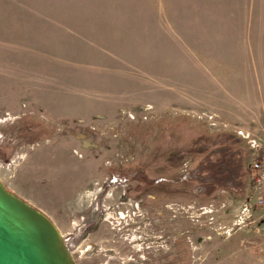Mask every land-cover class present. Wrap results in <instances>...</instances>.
Here are the masks:
<instances>
[{
	"label": "rangeland",
	"instance_id": "obj_1",
	"mask_svg": "<svg viewBox=\"0 0 264 264\" xmlns=\"http://www.w3.org/2000/svg\"><path fill=\"white\" fill-rule=\"evenodd\" d=\"M220 132L264 154V0H0V178L77 264H264L249 193L184 180ZM139 170L141 193L114 177ZM134 233L151 258L133 260Z\"/></svg>",
	"mask_w": 264,
	"mask_h": 264
},
{
	"label": "water",
	"instance_id": "obj_2",
	"mask_svg": "<svg viewBox=\"0 0 264 264\" xmlns=\"http://www.w3.org/2000/svg\"><path fill=\"white\" fill-rule=\"evenodd\" d=\"M0 264H77L61 230L1 178Z\"/></svg>",
	"mask_w": 264,
	"mask_h": 264
},
{
	"label": "trees",
	"instance_id": "obj_3",
	"mask_svg": "<svg viewBox=\"0 0 264 264\" xmlns=\"http://www.w3.org/2000/svg\"><path fill=\"white\" fill-rule=\"evenodd\" d=\"M203 158L197 166L184 175V180L195 183L194 193L206 198L213 197L218 192L242 193L245 196L251 188V179L248 169L250 153L243 140L237 135L220 132L205 138L202 151ZM127 180L139 182L138 191L142 186L154 184L143 170L133 175L127 171L114 175Z\"/></svg>",
	"mask_w": 264,
	"mask_h": 264
},
{
	"label": "built area",
	"instance_id": "obj_4",
	"mask_svg": "<svg viewBox=\"0 0 264 264\" xmlns=\"http://www.w3.org/2000/svg\"><path fill=\"white\" fill-rule=\"evenodd\" d=\"M247 139L248 145L252 150V159H250L248 164L251 188L247 198L242 203L241 214L243 216H250L256 210H264V154L256 152L260 146L255 139L251 140L249 137ZM225 207L226 204L223 203L221 209L224 210ZM213 212L212 209L205 211V213L210 214Z\"/></svg>",
	"mask_w": 264,
	"mask_h": 264
},
{
	"label": "flooded vegetation",
	"instance_id": "obj_5",
	"mask_svg": "<svg viewBox=\"0 0 264 264\" xmlns=\"http://www.w3.org/2000/svg\"><path fill=\"white\" fill-rule=\"evenodd\" d=\"M138 188L139 187L137 186L136 189H138ZM142 191H144L143 188H141L140 191L136 190V192H138V193H141ZM97 204L99 205L98 202H97ZM136 204L137 205H135V207H136L137 211L136 212L134 211L135 219H132V218L124 219L122 214L119 213L120 214V218H121V220H120L121 222H119V225H122L121 227L126 232H131L132 233L133 231H135L137 233H140V230L138 229V227L136 225H138V223L141 221V217H143L144 215L142 214L143 212L139 210L138 203H136ZM100 208H101L102 214L105 215L107 213V210L110 207L107 208V207H105L104 204H101V207L97 206L96 212H99ZM122 228H120V229H122ZM92 229H95L94 224H90V226H89V230L91 231ZM92 234L93 233L90 234V237L92 236ZM144 235L146 236V239H147V237L150 236L149 234H144ZM136 236H137V234L134 233L133 235L129 234V237L131 239H129L128 237L125 238V241H128L130 249L132 248V250H131L132 254H135V258L133 260L134 261H137V259L138 260L139 259L142 260L146 255H149L148 258H151L153 256V251L151 250L152 246H150V245H146L144 247L140 246L139 240H141V239H140V237L136 238ZM107 242L108 241H106V240L101 241V244H98L97 242L96 243L93 242L92 245L89 246V251L92 249L91 251L97 252V249H98L97 247H100V249L102 250V248H101L102 246L101 245L102 244L104 245ZM142 243L145 244V240H143ZM79 249H80V247L77 248V252L79 251ZM107 251L113 252V250H107ZM80 253L83 254V251H80ZM92 254H93V252H91V257H92ZM105 256H107V255H105Z\"/></svg>",
	"mask_w": 264,
	"mask_h": 264
}]
</instances>
